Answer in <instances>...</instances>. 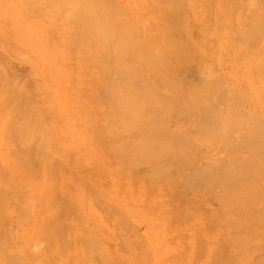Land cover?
<instances>
[{
  "label": "bare ground",
  "instance_id": "bare-ground-1",
  "mask_svg": "<svg viewBox=\"0 0 264 264\" xmlns=\"http://www.w3.org/2000/svg\"><path fill=\"white\" fill-rule=\"evenodd\" d=\"M0 43L36 64L50 109L0 68V264L264 252V0H0ZM58 133L92 176L81 189ZM77 202L102 222L87 227Z\"/></svg>",
  "mask_w": 264,
  "mask_h": 264
},
{
  "label": "rangeland",
  "instance_id": "rangeland-1",
  "mask_svg": "<svg viewBox=\"0 0 264 264\" xmlns=\"http://www.w3.org/2000/svg\"><path fill=\"white\" fill-rule=\"evenodd\" d=\"M8 46H11V45H8ZM0 50H2V52H0L2 54V55H0V68L3 69L4 71L6 70L7 73H9L8 76H9L10 80L20 88L19 89V95H20L21 99H24V100L28 99V102L35 109L37 108L38 110H41L43 112H49L50 109L46 105L45 98H44L45 94L48 91V88L46 85L47 84L46 78L37 69L36 64L33 63L32 61L28 60V59L25 60L20 53H15L17 51L15 48H11L9 50L10 52H8V51L3 49V47L1 46V43H0ZM188 68H189L188 70H190V71H188V75L192 80H194L195 82H198V81H200V79H202L201 77L203 75L197 69V64L195 62H193L191 65H189ZM212 71L217 73L218 67L213 66ZM198 77H199V80H198ZM84 93L85 94H83L80 97V101H77V99H76V100H74V103L76 105L78 104V108L80 110L79 115H81V116H78V117L81 119H84V120H88L90 113L88 111V108H85L86 103L84 102V100H85L86 96L89 98V92L85 91ZM51 136H52V143L57 150L56 154L58 155V157L60 159H62V161L64 163H66L68 165H73V164L76 165L75 166V168H76L75 174L78 177L79 176H86L83 179L85 181L84 183H79L78 185H75V188H77V189L83 188L84 185L87 184L88 182H90V179H92V176L88 175L87 174L88 172L85 171L84 162L79 161L76 158L75 154L71 150L72 146L69 144V142L67 140H64V136L60 137L59 133L55 134L54 136L53 135H51ZM198 147L199 146L196 147V149L200 148L198 150V152L196 150H193V151H196V152H193V154H196V157L198 159H202L201 157H203V155H204L203 153H206V150L203 149V147H199V148ZM117 178L119 179V177H117ZM122 181L123 180H121V183H122ZM30 190L37 193V192H39L40 189L38 188V186L36 187L33 183H31V184L27 185V188H26V191H30ZM60 194L64 195V196L68 195L65 189L61 190ZM77 206H78L79 215L81 216V218H83V220L85 221V225L87 227L94 228L100 222H102L101 218H97V216H95L93 214L90 215L86 211V209H84L83 204H79L77 202ZM214 206H217L215 202H214ZM15 219H13V222H12V226L14 225L13 228H17L19 225V222H18L19 220L16 219L18 221H15ZM139 223H140L139 224V232L142 234L146 233L148 231V227H147L148 222H146L144 220V221H141ZM27 226H28V223H27ZM110 239H112V237ZM112 241L116 242V240H112ZM140 252L143 255H141ZM140 252H138L139 253L138 256L141 255V257L139 256L140 259L138 257L139 261L140 262L142 261L141 258L142 259L145 258V260L147 261V259H148V257L146 258L147 254L144 256L145 253L142 251H140ZM257 252L253 255L254 257L252 256V259H251V260L255 259L256 261L250 260L249 262H246V263H248V264H251V263L260 264V262L262 261V258H264V256H263L264 252L262 250H258ZM60 261H61V258L58 255H55L54 256V262L59 263ZM144 261L142 262L143 264L144 263L147 264L149 262V261H147V262L146 261L144 262ZM150 263L151 262H149V264Z\"/></svg>",
  "mask_w": 264,
  "mask_h": 264
}]
</instances>
